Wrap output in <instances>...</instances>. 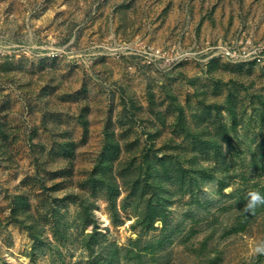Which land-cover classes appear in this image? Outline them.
I'll return each instance as SVG.
<instances>
[{"label":"rangeland","instance_id":"1","mask_svg":"<svg viewBox=\"0 0 264 264\" xmlns=\"http://www.w3.org/2000/svg\"><path fill=\"white\" fill-rule=\"evenodd\" d=\"M243 36L264 44V0H0V264H264V210L242 211L264 185V62L210 49ZM175 104L190 127L215 132L230 186L173 195L165 222L146 229L120 183L114 224L106 192L87 181L105 135L119 144L116 166L147 145L173 153L170 139L180 152ZM83 199L94 224L81 233Z\"/></svg>","mask_w":264,"mask_h":264},{"label":"trees","instance_id":"2","mask_svg":"<svg viewBox=\"0 0 264 264\" xmlns=\"http://www.w3.org/2000/svg\"><path fill=\"white\" fill-rule=\"evenodd\" d=\"M259 105L258 121L264 131V101L261 100ZM207 107L217 108V105L212 104ZM175 108L178 114L173 127L181 134L182 140H185L189 147L182 146L180 152L175 151L180 146L170 139L173 153L164 152L158 155L153 146L147 145L138 154H133L128 162L116 166L115 160L120 153L119 144L110 137L111 133L105 135L102 150L95 159L87 181L92 187H97L99 192H106L110 220L114 224L119 223L116 217L115 200L119 194L120 183L126 189V198H133V203L136 205L137 213L134 223L146 229H150L155 221L165 222L169 213L168 204L173 200V195L178 194L181 197L190 189L197 188L205 181L211 180H215L219 192L230 186L229 177L226 175L229 164L225 161L221 144L215 132L207 126L190 127L185 121L182 107L175 104ZM224 108L228 111L231 122L229 127L221 124L220 128L228 138L238 126L235 99L232 94L226 97ZM203 121V117L197 116L196 122L199 125ZM68 150H71L70 147ZM215 172H220V176L215 177ZM259 191L264 196V185L260 187ZM19 202L24 203L22 195L15 197L14 207ZM89 205L90 202L85 199L80 202L82 213H78L77 217L82 222L81 233L84 226L94 224ZM22 209L25 218L31 222L34 219L33 214L25 210L23 206ZM261 210H264V206L259 208V211ZM34 221V226L30 224L26 226L33 237L38 234H34V228L38 224L37 219ZM55 227L59 228V226ZM90 236L91 233L82 234L81 240L83 246L88 249L91 248L88 241Z\"/></svg>","mask_w":264,"mask_h":264},{"label":"built area","instance_id":"3","mask_svg":"<svg viewBox=\"0 0 264 264\" xmlns=\"http://www.w3.org/2000/svg\"><path fill=\"white\" fill-rule=\"evenodd\" d=\"M210 49L217 50L222 57L234 62H264V44L253 42L250 36H243L239 41L221 43ZM152 52L150 54L152 57L163 58V53L159 49Z\"/></svg>","mask_w":264,"mask_h":264},{"label":"clouds","instance_id":"4","mask_svg":"<svg viewBox=\"0 0 264 264\" xmlns=\"http://www.w3.org/2000/svg\"><path fill=\"white\" fill-rule=\"evenodd\" d=\"M248 199L243 208L244 213H253L259 206H264V196L257 191H251L248 194ZM256 254L264 255V245L257 246L254 249Z\"/></svg>","mask_w":264,"mask_h":264}]
</instances>
